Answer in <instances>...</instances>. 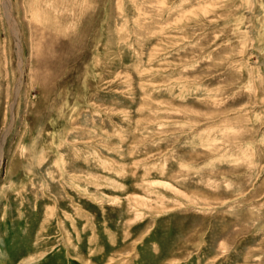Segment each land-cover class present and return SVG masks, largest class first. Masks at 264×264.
Returning <instances> with one entry per match:
<instances>
[{"label": "rangeland", "instance_id": "1", "mask_svg": "<svg viewBox=\"0 0 264 264\" xmlns=\"http://www.w3.org/2000/svg\"><path fill=\"white\" fill-rule=\"evenodd\" d=\"M8 1L0 264H264V0Z\"/></svg>", "mask_w": 264, "mask_h": 264}, {"label": "bare ground", "instance_id": "2", "mask_svg": "<svg viewBox=\"0 0 264 264\" xmlns=\"http://www.w3.org/2000/svg\"><path fill=\"white\" fill-rule=\"evenodd\" d=\"M6 8H7V18L10 20V22L13 23L12 21V13H11V10H10V6H9V1L6 0ZM13 27H14V24H13ZM2 151V150H1ZM0 161H2V154L0 153ZM1 165V163H0Z\"/></svg>", "mask_w": 264, "mask_h": 264}]
</instances>
